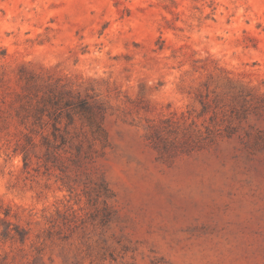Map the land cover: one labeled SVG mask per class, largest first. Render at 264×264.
Segmentation results:
<instances>
[{
  "label": "rangeland",
  "instance_id": "obj_1",
  "mask_svg": "<svg viewBox=\"0 0 264 264\" xmlns=\"http://www.w3.org/2000/svg\"><path fill=\"white\" fill-rule=\"evenodd\" d=\"M0 264H264V0H0Z\"/></svg>",
  "mask_w": 264,
  "mask_h": 264
}]
</instances>
